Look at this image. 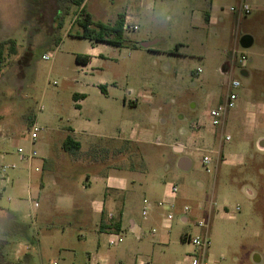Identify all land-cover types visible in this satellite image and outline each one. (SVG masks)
Here are the masks:
<instances>
[{
  "label": "rangeland",
  "instance_id": "rangeland-1",
  "mask_svg": "<svg viewBox=\"0 0 264 264\" xmlns=\"http://www.w3.org/2000/svg\"><path fill=\"white\" fill-rule=\"evenodd\" d=\"M239 3L86 0L94 26L114 24L125 11L135 17L138 30L126 32L127 44L120 47L72 36L80 30L74 24L80 8L71 0H0V45L13 42L6 45L0 68V264H92L97 257L109 264H182L195 250L183 242L184 233L209 234L206 264H264V152H255L264 121L252 131L245 114L247 104L264 103V0H245L251 13L240 18L231 12ZM205 12L213 22L205 21ZM244 37L252 42L242 43ZM149 43L152 50L144 47ZM78 54L95 58L79 64ZM233 80L241 84L233 91L237 106L216 137L207 129L209 140L203 141L193 125L205 124ZM76 93L88 96L82 112L93 124L80 139L95 163L69 169L59 159L70 155L59 148L79 117ZM124 99L127 108L121 112ZM125 119L127 136L147 143L125 146L115 140ZM34 123L43 128L36 141ZM176 141L187 146L188 170L179 167ZM118 148H126L118 162L129 171L123 169L129 183L117 204L124 208L123 242L110 244L107 238L99 249L97 219L76 198L79 191L86 193L85 173L115 168ZM48 149L57 164L43 190L36 169ZM219 151L227 161L219 162ZM32 152L37 156L30 158ZM204 156L211 159L210 173ZM4 166L10 168L4 172ZM135 179L141 180L137 186L131 183ZM152 179L158 190L148 184ZM145 199L176 204L169 211L170 227L168 208L143 215ZM211 199L215 211L207 216L201 208ZM185 206L192 208L188 222L182 221ZM132 221L140 235L131 231ZM202 221L206 228L199 227Z\"/></svg>",
  "mask_w": 264,
  "mask_h": 264
},
{
  "label": "crops",
  "instance_id": "crops-1",
  "mask_svg": "<svg viewBox=\"0 0 264 264\" xmlns=\"http://www.w3.org/2000/svg\"><path fill=\"white\" fill-rule=\"evenodd\" d=\"M150 5H152V4H150ZM124 13H125V21H129L133 25H136L135 24V17L132 15V13H128L127 11H125ZM204 19L206 22L211 23V22H213V15L209 12H205L204 13ZM147 49L152 50L151 47H149ZM98 56L101 58L103 55L99 53ZM90 57H91V61H90V63H88V65H90L92 60H94V58H95L94 56H90ZM228 89L230 92V88H228ZM104 94H106V92ZM74 95H75V98H74V96H73V98L75 100L79 101V104L77 103V106H76L78 111H80L79 117L74 116V120L71 121V125L68 127L67 132L65 133V137L63 138V141L60 143V148H59L64 153L70 155V157L67 160L65 158L59 159V163L60 162L68 163L69 169L75 168L76 166H79V165H86V166L90 167L95 163L94 159L89 154V151H91V150L86 148L85 144L80 139L83 136L89 135L87 133V130L93 124V122L91 120V115L90 114L86 115L82 112L83 111V103L88 99V96L86 94H82L85 97L81 98L80 93L79 94L76 93ZM227 96H226V98H227ZM226 98L224 100H221L214 107H212L208 111V116H209V112L213 108H215L218 105H220L221 103H223L226 100ZM137 104H138L137 100H135V101L131 100L130 101V105H137ZM126 108H127L126 100L124 99L123 106L121 108V112H123V109H124V111H126ZM231 111H229L226 114L221 125H219L217 127H213V125L211 123V118L208 117L206 119L205 124L204 123L202 124V122L194 124L193 125V131L199 133V137L202 138L203 141L209 140L207 135L205 134L207 129L210 133L213 134V136L215 138L217 135L218 127H225L227 125L229 113ZM245 114H246V119L248 120V128L251 129L252 131H254L256 126L259 125V123L261 121H264V103H262V104H259V103L247 104L245 106ZM35 120H36V118L33 119V121H35ZM127 122L128 121L126 119L120 120V128L118 129L120 131V134H119L120 136L118 138H115V140L120 141V142H125V146L128 145L129 143H134V144L147 143V141L135 138L134 136H132V137L127 136V131L125 130V127L123 128V126L126 125ZM227 136H229V135H227ZM68 137H71L74 141H76L80 144L79 150H77L75 152H67L63 149V144ZM262 141H264V137H260L258 139L255 152H259V151L264 152V149L260 147L261 144L264 145V142L262 143ZM91 149L95 150L94 147H91ZM174 150H175V153L177 155L182 156L180 161H179V167L182 170H188L192 163H191L190 159L187 157V151H188L187 146L184 145V143H182L180 141H176L174 144ZM125 152H126V148H125V150H123V148L117 149V152L115 154L117 164H116L114 169L109 170L108 172H105V173H100L98 175H94V176L90 172L85 173V175H84L85 180H83V184H84L83 189L86 191V193L83 191H79V196L76 198V201L82 203L83 205L84 204L87 205L89 215L91 216L92 220L95 218L97 219L95 231L100 234L98 245H97L99 249H101L102 240L105 241L107 238L111 239V240L115 239L117 236H120V232L123 231L124 208L118 207L119 205H117V204H118V200L121 199L123 192L127 189L129 182H128L126 176L123 175V169H124L123 163L118 162V159H120V158L122 159V157L125 155ZM84 156H88L89 159L84 157ZM41 159H42V165L40 168L37 167L40 169V171L36 170V172L41 174L40 177L38 178L39 187H40V189L45 190L46 189V179L47 180L53 179V173H51L52 172L51 170H53L54 165L57 163L53 161V157L51 156L49 149L46 151L45 155L41 157ZM218 160L220 163L227 161L226 157L223 155V153L221 151H219V153H218ZM245 161H246L245 159H242L239 161V163L243 165L245 163ZM234 162L235 161H233V163ZM124 170L128 171L127 169H124ZM134 170H136V169H134ZM210 172H208V173H210ZM137 173L139 175H143L146 172H143V170H139ZM33 181L34 180L31 178V183H34ZM140 182H141L140 179H135V180L131 181V183L134 186H137ZM148 184H151L150 187L152 189H155V190L159 189L158 183L154 179H152L150 181V183H148ZM99 196H101V197H99ZM145 201H147V199H145ZM145 201H144V203H145ZM160 202H162V201H160ZM150 203L154 204L151 201H150ZM171 204H174V210H176V208H177L176 204L175 203H171ZM165 208H167V207H165ZM154 209L155 208H151L150 210H154ZM201 209H202L203 214H205L207 216L213 215V211H215L214 199H211L210 202H208V204H206V206H203ZM159 211L161 212V211H163V209L162 210L160 209ZM169 211L170 210L168 209V213H169ZM182 211H183V209H182ZM188 220H189L188 216H182L183 222H188ZM116 223H120V228L118 231H115L112 229L113 224H116ZM166 225L168 227L171 226V224H168V222H166ZM131 231L137 233L138 235L141 234V228L137 225V223L135 221L131 222ZM153 234H154V232H153ZM190 236L191 235H189V233H184V235L182 236L183 242H188V237H190ZM83 238H86V237L84 236ZM193 251H195V250H192L191 252H193ZM91 259H92V257H91ZM92 260H93L92 264H109L108 260L105 259L104 257H97V258L92 259ZM137 264H150V263L138 262Z\"/></svg>",
  "mask_w": 264,
  "mask_h": 264
},
{
  "label": "built area",
  "instance_id": "built-area-1",
  "mask_svg": "<svg viewBox=\"0 0 264 264\" xmlns=\"http://www.w3.org/2000/svg\"><path fill=\"white\" fill-rule=\"evenodd\" d=\"M231 12L235 13L238 15V17H243L246 15H249L251 13V7L248 4H245V0H240V3L237 8H231ZM125 29L126 32L129 31H136L138 30V26L133 25L129 21H125ZM236 55L237 52H234ZM46 60L49 59V57H45ZM246 58H242L240 62H244ZM201 70L197 71L196 75L200 73ZM241 86L240 82L237 80H233L229 83V88H230V93L228 94L226 100L218 105L217 107L213 108L209 112V117L211 118V123L213 127H217L222 124L226 114L236 108L237 102H238V95L234 93V90L239 89ZM33 132H32V140L36 141L38 138L39 133L43 130V128H40L37 124L34 123L33 125ZM231 138L230 136L226 137V140L229 141ZM19 153L22 155L23 159H26L27 156L24 154V150L20 148ZM37 156V152H32L31 157ZM211 163V159L209 156H204L203 158V166L206 169L207 172H210L209 165ZM10 167L9 166H4L3 171L6 172ZM37 171H40L39 168L36 169ZM178 188L176 186L172 187V192L177 193ZM146 207L145 210L143 211L144 216L148 214V210L154 207H158L159 209H164L167 207L169 210H174V204L171 203H165L164 201L159 202L157 204H151L148 201H145ZM237 210H240L238 207ZM192 212V208L190 206H185L183 208V216H188ZM174 219V215L172 212L168 213L166 216V221L168 224L171 223V221ZM199 227L201 228H206L207 224L204 223L203 221L199 224ZM155 233V232H154ZM123 241V238L121 236H117L115 239L110 240V244L114 243H121ZM188 242L192 244L195 247V251L187 254L184 262L182 264H206V260L208 258V250L210 248V239H209V234H206L204 237H188ZM56 264V263H54Z\"/></svg>",
  "mask_w": 264,
  "mask_h": 264
},
{
  "label": "trees",
  "instance_id": "trees-1",
  "mask_svg": "<svg viewBox=\"0 0 264 264\" xmlns=\"http://www.w3.org/2000/svg\"><path fill=\"white\" fill-rule=\"evenodd\" d=\"M71 2L80 8V11L76 14V19L74 21V24L78 25L80 30L75 33L70 32L72 36L82 39H88L96 43H110L120 47H123L127 44V38L125 36V13L119 14L114 24L99 22L96 26H94L93 15L85 9L86 0H71ZM59 42L60 40L57 41V43ZM8 43L13 42H3L0 45V68L5 60V47ZM10 49L12 52L15 51L14 46H11ZM176 50H178V48ZM76 61L79 64H88L90 63L91 58L88 55L78 54L76 55ZM101 88L105 93L104 87ZM80 97L84 98L85 96L81 94ZM79 148L80 144L74 141L71 137H68L63 144V149L67 152H75L79 150ZM119 228L120 223L113 224L112 226V229L115 231H118Z\"/></svg>",
  "mask_w": 264,
  "mask_h": 264
},
{
  "label": "water",
  "instance_id": "water-1",
  "mask_svg": "<svg viewBox=\"0 0 264 264\" xmlns=\"http://www.w3.org/2000/svg\"><path fill=\"white\" fill-rule=\"evenodd\" d=\"M245 39H249L250 42H252V39H251L250 37H244L243 40H242L241 42H242V43H245V41H246ZM152 45H153L152 43H149V44L144 45V47H145V48H149V47H151ZM263 142H264V141H262V143H263ZM260 147L264 149V145L261 144Z\"/></svg>",
  "mask_w": 264,
  "mask_h": 264
}]
</instances>
